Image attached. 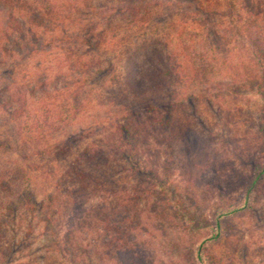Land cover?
<instances>
[{
    "label": "trees",
    "instance_id": "16d2710c",
    "mask_svg": "<svg viewBox=\"0 0 264 264\" xmlns=\"http://www.w3.org/2000/svg\"><path fill=\"white\" fill-rule=\"evenodd\" d=\"M223 1L229 8L227 16L244 23L242 31L250 49L259 57L258 63L264 64V0H0V119L9 114L13 122V137H0V154L13 144L28 145L35 134L60 128L62 120H78L89 111L90 105L105 106L110 101L117 111L105 119L112 125H102L97 131L100 137L86 143L75 166L62 171L61 179L70 177V186H73L102 178L99 169L104 161L107 165L127 161L142 181L149 178L142 182L147 194L155 191L163 195L164 201L168 200L177 188L170 189L168 180L162 181L154 169L152 173L139 170L133 159L140 156L143 132L148 136L154 131L158 135V153L163 157L165 173L170 174L176 165L189 168L182 160L184 147L179 146L183 127L181 118L177 117L180 110L202 100L217 105L224 88H228L224 93L235 92L234 84L225 83L228 77L216 84L217 93L210 86L197 93L189 89L196 88L202 75L215 76L213 71L202 70L199 58L209 57V63L214 65L219 53L226 52L224 48L230 34L229 26L223 25L226 18L220 9ZM120 17L123 23L119 22ZM172 26L176 27L175 31L163 32ZM136 29H140V33ZM224 60L228 62L225 56ZM232 66L233 63L228 69ZM218 120L221 122L222 118ZM79 130L84 137L88 129ZM195 134L197 140H203L198 129H189L186 136L192 141ZM234 154L246 160V169L225 171L219 178L213 176L206 182L211 185L214 181L232 190L243 188L233 203L220 206L218 232L214 237L221 235V218L253 209L255 200L261 196L257 189L264 186V138L255 149H240ZM206 159L207 167L212 168ZM189 164L201 166L195 160H190ZM94 165L98 169H92ZM16 167L13 170L0 158L2 189L16 187L20 190L23 176L19 179L21 173ZM216 169L218 166L212 171ZM198 178L194 177L195 182ZM111 190L117 194V201L100 207L102 213L106 212L104 217L88 215L87 222L96 223L98 228V236L93 240L97 248L103 250L101 246L106 244L105 253L114 258L116 255L117 264H121L116 250L135 252L141 247L132 224L135 203L141 196H136L135 189ZM78 200L60 192L39 201L28 193L24 199L27 209L33 212L32 217H46L47 232H52L50 237H54L58 246H63L56 249L64 251L65 255L70 253L65 251L85 248V245H75V241L82 240L79 229L74 228L76 219L85 217L79 211ZM52 206L55 210L51 213ZM52 225L55 228H51ZM31 228L25 229L31 232ZM88 230L91 232L90 228ZM102 232L105 235L99 238ZM113 248L116 249L112 252ZM199 254L197 257H201ZM75 258L77 264L103 261L102 254L93 250L81 261H77L78 256Z\"/></svg>",
    "mask_w": 264,
    "mask_h": 264
},
{
    "label": "rangeland",
    "instance_id": "374dc122",
    "mask_svg": "<svg viewBox=\"0 0 264 264\" xmlns=\"http://www.w3.org/2000/svg\"><path fill=\"white\" fill-rule=\"evenodd\" d=\"M220 9L226 15L223 25L229 26L230 40L224 48L226 52L219 53L214 65L209 63V57L202 54L198 61L202 70L213 71L215 76L211 78L206 73L201 76V82L197 83L196 88L191 86L189 89L190 92L197 93L210 86L217 93L219 90L215 89L216 84L228 77L225 83L234 84L235 92L224 93V90H228L224 88L217 105L202 100L197 105H188L180 110L177 117L181 118L183 127L180 130L182 134L179 136V146L182 144L184 147L182 160L189 168L176 165L170 174L165 173L163 157L158 153V135L154 131L148 136L143 132L140 156H134L133 159L139 170L145 169L149 173L156 170L162 181L168 180L170 189L177 188L176 193L166 201L163 200V195L156 194L155 191L147 194L142 182L149 178L142 181L138 172L132 171L127 161L119 160L114 164L110 162L107 165L106 161L101 164L99 170L103 174L102 178L82 181L73 186H70V177L61 179L62 171L75 166L74 162L81 155L86 143L100 137V132L97 131L102 125H112L105 118L115 115V104L109 101L105 106L101 103L94 104L93 107L90 105V113L88 111L78 120H62L60 128L42 131L40 135L35 134L30 137L28 145L13 144L11 149L7 147L0 154V158L5 159L13 170L17 166L16 170L21 173L19 179L23 176L19 184L20 190L16 187L12 190L0 187V264H77L74 262L75 256L80 259L77 261H81L91 250L102 254L103 261L98 259V264H117L116 255L115 259L105 253L106 244H102L103 250L97 248L93 240L98 236V228L96 223L92 225L87 222L88 215L104 217L106 212L102 213L100 207L117 201V194L111 190L113 188L119 191L135 189L136 196H141L135 203V222L131 218L133 226L136 227L134 234L138 236L141 247L136 249V253L116 250L120 254L121 264H264V186L257 189L261 196L255 200L253 209L240 210L221 218V235L214 237L218 232L216 223L221 212L220 206L233 203L243 188L232 190L233 188L224 187L214 181L211 185H206V182L211 181L213 176L219 178L225 171L245 170L246 160L239 159L234 153L240 152V149H255L257 143L264 138V64L258 63L259 57L250 49L242 31L244 23L227 16L229 8L225 1ZM119 22L123 23V18L120 17ZM175 29L172 26L163 32L172 33ZM136 30L137 33L141 31ZM198 49L202 53L203 48L200 45ZM108 55L113 56L111 53ZM224 56L228 62L224 60ZM214 57H217L215 53ZM231 63L233 66L229 70ZM237 78L240 80H236ZM245 79L249 80L244 81ZM259 83L263 86L260 87ZM218 117L222 118L221 122ZM10 118L6 114L0 119V131H3L0 137L3 139L13 137V122ZM82 127L88 129L84 137L79 134V128ZM189 129H198L203 140H197L195 134L191 141L186 136ZM205 159L213 169L218 166L216 172L207 167ZM190 160H195L201 166L192 167ZM92 169L98 168L94 165ZM191 172L193 173L190 174ZM194 177H199L197 182ZM13 178L16 181V177ZM58 192L80 199L79 211L85 215L76 219L74 227L79 229L78 234L82 236V240L75 241V245H85V248L65 251L70 252L67 255L56 249L63 246H58L54 237H50L52 232H47L46 217H32L33 212L27 209L24 201L28 193L39 201L47 195H57ZM54 210L55 206H52L49 212ZM144 226L147 227L146 230L143 229ZM26 227H32L31 232L26 231ZM50 227L55 228L54 225ZM104 235L105 232H102L99 238ZM97 241L101 242L99 239ZM198 252L201 257H197Z\"/></svg>",
    "mask_w": 264,
    "mask_h": 264
}]
</instances>
